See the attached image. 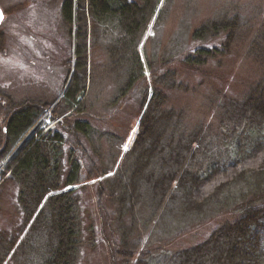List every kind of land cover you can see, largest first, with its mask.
Segmentation results:
<instances>
[{
    "label": "trees",
    "instance_id": "16d2710c",
    "mask_svg": "<svg viewBox=\"0 0 264 264\" xmlns=\"http://www.w3.org/2000/svg\"><path fill=\"white\" fill-rule=\"evenodd\" d=\"M160 1L64 0L62 14L76 44L66 62L59 99L8 98L0 106V210L5 186L17 187L10 227L0 229V264H77L82 248L95 245L91 228L86 238L82 230L87 213L82 193L91 180H96L91 183L94 197L109 232L111 264H130L133 258L132 234L143 198H150L149 215L154 216L174 187L181 189L183 215L202 214L218 196L214 215L230 218L191 253L184 251L179 264H264V16L256 27L242 32L235 11L204 20L192 38L222 36L220 46H196L180 61L192 70L211 60L220 65L238 40L244 43L256 75L242 88L236 105L243 126L234 160L212 166L203 175L183 169L185 157L175 147L182 139L183 112L169 105L155 84L149 95L146 82L132 107L139 118L134 142L119 152L131 117L115 118L126 111L120 112V102L145 81L146 67L152 70L139 46ZM109 21H115L119 34L103 47L107 57L102 62L95 55L100 46L97 32ZM176 75L167 72L165 84L183 89ZM52 104L49 118L54 123L46 127L41 118ZM175 156L177 167H168V158ZM133 264L146 263L138 259Z\"/></svg>",
    "mask_w": 264,
    "mask_h": 264
},
{
    "label": "rangeland",
    "instance_id": "374dc122",
    "mask_svg": "<svg viewBox=\"0 0 264 264\" xmlns=\"http://www.w3.org/2000/svg\"><path fill=\"white\" fill-rule=\"evenodd\" d=\"M63 2L21 0L17 7H7L9 0H0V9L4 12L0 21V33L4 34V44L0 46V106L6 105L8 98L14 102L24 99L50 101L61 93L68 70L66 62L73 57L76 44L74 32L70 33L64 21ZM227 3H237L240 7H231ZM228 10L239 14L242 32L256 27L263 18L264 0L160 1L157 15L148 25L139 46L143 62L150 61L152 70L146 67L145 81L136 85L129 97L120 102L123 108L120 112L126 111L115 118L124 120L131 117L124 139L120 141V154L130 149L137 134L139 118L132 112V107L134 104L136 107L146 82L149 95L150 87L155 84L167 95L168 104L183 112L182 139L175 142L176 150L183 155L180 157H185L183 169L203 175L212 166L221 167L236 158L235 144L241 141L238 135L243 126L237 116L236 105L241 99L242 88L249 85L256 75L245 54L244 43L238 40L232 51L221 58L220 65L211 60L201 69L192 70L180 62L183 55L196 46H220L224 37L195 40L192 32L204 20ZM74 27L73 23V30ZM97 33L101 47L96 48L95 55L105 62L107 55L103 47L119 34L115 21L100 24ZM88 37L91 42L90 27ZM169 71H176V82L186 87L178 89L166 86L169 79L165 74ZM52 106L41 118L46 127L54 123L49 118ZM1 112L0 109V125ZM176 159L179 158H168V167ZM176 164L174 167H177ZM94 181L88 182L87 190L82 193V208L87 212L83 216L82 230L86 238L87 229L91 228L95 245L82 248L77 264H111L107 239L109 232L103 227V218L98 213L91 184ZM178 189H171L155 215H151L152 218L149 215L152 210L150 198L144 197L140 202L132 234V242L136 246L130 264L138 259L146 264H179L184 251L191 253L204 243L221 221L230 219L228 214L214 215L218 196L209 200L202 214L183 215L182 193ZM16 192L17 187L10 183L4 188L0 229L10 227L9 222L15 214ZM147 217L150 220L145 224Z\"/></svg>",
    "mask_w": 264,
    "mask_h": 264
},
{
    "label": "flooded vegetation",
    "instance_id": "af4514ba",
    "mask_svg": "<svg viewBox=\"0 0 264 264\" xmlns=\"http://www.w3.org/2000/svg\"><path fill=\"white\" fill-rule=\"evenodd\" d=\"M18 4H21V0H9L7 7H17ZM3 13L4 12L1 10L2 15H3Z\"/></svg>",
    "mask_w": 264,
    "mask_h": 264
},
{
    "label": "water",
    "instance_id": "95a60500",
    "mask_svg": "<svg viewBox=\"0 0 264 264\" xmlns=\"http://www.w3.org/2000/svg\"><path fill=\"white\" fill-rule=\"evenodd\" d=\"M0 14H1V10H0ZM1 20H2V15H0V21H1ZM56 101H57V100H56ZM56 101H55V102H56ZM55 102H54V103H55ZM54 103H53V104H54Z\"/></svg>",
    "mask_w": 264,
    "mask_h": 264
},
{
    "label": "snow or ice",
    "instance_id": "6c2138e0",
    "mask_svg": "<svg viewBox=\"0 0 264 264\" xmlns=\"http://www.w3.org/2000/svg\"><path fill=\"white\" fill-rule=\"evenodd\" d=\"M0 15H2V14H0Z\"/></svg>",
    "mask_w": 264,
    "mask_h": 264
}]
</instances>
